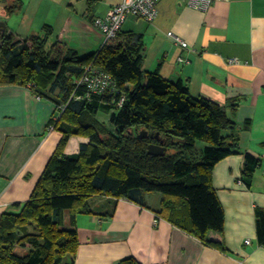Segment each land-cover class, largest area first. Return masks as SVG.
Here are the masks:
<instances>
[{
	"label": "crops",
	"instance_id": "obj_1",
	"mask_svg": "<svg viewBox=\"0 0 264 264\" xmlns=\"http://www.w3.org/2000/svg\"><path fill=\"white\" fill-rule=\"evenodd\" d=\"M121 1L21 0V10L13 15L22 28L5 24L20 39L50 26L82 58L104 46L93 23ZM156 15L152 23L130 17L122 26L143 39V70H158L167 81L186 85L190 95L219 105L241 99L229 114L241 126L238 153L218 162L211 174L225 224L221 234L209 231L206 240L221 248L170 224L160 194L144 195V206L95 196L87 201L91 214H76L74 225L70 212L62 216V228L77 233L74 264H118L129 257L139 264H264L255 221L256 211H264V0H222L205 13L191 9L187 0H159ZM169 32L187 48L175 45ZM59 116L53 102L29 87L0 84V217L18 212L17 205L31 197L62 138L54 127ZM88 144L89 138L71 136L63 154L75 156ZM246 154L260 161L248 185L242 175Z\"/></svg>",
	"mask_w": 264,
	"mask_h": 264
},
{
	"label": "trees",
	"instance_id": "obj_2",
	"mask_svg": "<svg viewBox=\"0 0 264 264\" xmlns=\"http://www.w3.org/2000/svg\"><path fill=\"white\" fill-rule=\"evenodd\" d=\"M2 2L6 16L21 10V0ZM52 34L50 26L25 39L7 27L0 31V84L29 87L53 102L60 115L54 127L62 136L29 200L0 217V264H74L77 233L62 228V216L70 212L74 225L76 214H91L87 201L95 196L144 206V195L160 194L170 224L221 248L206 240L209 231L221 234L225 224L211 174L218 162L238 153L241 126L229 114L241 99L219 105L190 95L186 85L167 81L158 70H143V39L134 32L121 31L82 58L60 34L48 43ZM88 67L109 78L108 89L80 83ZM57 91L58 98L49 97ZM141 132L146 139L137 137ZM77 135L89 144L65 157L67 140ZM150 144L162 145L164 156L148 155ZM243 163L248 185L260 161L246 154ZM255 221L264 246L263 210L256 211ZM118 264L139 263L129 257Z\"/></svg>",
	"mask_w": 264,
	"mask_h": 264
},
{
	"label": "built area",
	"instance_id": "obj_3",
	"mask_svg": "<svg viewBox=\"0 0 264 264\" xmlns=\"http://www.w3.org/2000/svg\"><path fill=\"white\" fill-rule=\"evenodd\" d=\"M222 0H187L188 6L196 12H208L211 6L216 2ZM159 0H122L117 6H114L108 10L106 15L102 18H96L93 26L100 30L104 37L105 43L109 39L116 37L119 32L122 31V26L130 18H136L138 20H144L148 23H152L157 17V5ZM167 37L170 38L175 45H179L182 49H186L187 45L180 38L175 37L171 32L167 33ZM178 61L185 62V60L178 58ZM231 65H237L238 60L229 61ZM80 83L88 85L93 90L108 89L109 78L94 72L91 67H88L83 79ZM248 244L249 241H246Z\"/></svg>",
	"mask_w": 264,
	"mask_h": 264
},
{
	"label": "rangeland",
	"instance_id": "obj_4",
	"mask_svg": "<svg viewBox=\"0 0 264 264\" xmlns=\"http://www.w3.org/2000/svg\"><path fill=\"white\" fill-rule=\"evenodd\" d=\"M15 18H17V15L3 17L0 14V22L3 21V22H5L8 25V27L12 28L13 30L15 29L16 31H20V29L22 28V27L20 28V26H19V25H21V22L19 24V21L17 19H15ZM56 37L57 36L55 34L51 35L49 37L48 43L52 44V42L56 39ZM98 119H100L101 121H104L106 119V115H104L102 113H99ZM18 254H19V252H18Z\"/></svg>",
	"mask_w": 264,
	"mask_h": 264
},
{
	"label": "water",
	"instance_id": "obj_5",
	"mask_svg": "<svg viewBox=\"0 0 264 264\" xmlns=\"http://www.w3.org/2000/svg\"><path fill=\"white\" fill-rule=\"evenodd\" d=\"M6 24L5 22H0V31L5 30ZM139 139H146L147 138V132H141L137 135ZM155 140H158L157 137L154 138ZM165 148L162 147V145H156V144H150L147 148V154L152 156H164Z\"/></svg>",
	"mask_w": 264,
	"mask_h": 264
}]
</instances>
